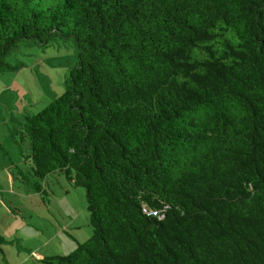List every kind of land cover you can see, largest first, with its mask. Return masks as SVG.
I'll return each mask as SVG.
<instances>
[{"label": "trees", "instance_id": "16d2710c", "mask_svg": "<svg viewBox=\"0 0 264 264\" xmlns=\"http://www.w3.org/2000/svg\"><path fill=\"white\" fill-rule=\"evenodd\" d=\"M68 39L63 93L11 130L22 182L86 193L92 237L43 263L264 264V0H0V76Z\"/></svg>", "mask_w": 264, "mask_h": 264}, {"label": "rangeland", "instance_id": "374dc122", "mask_svg": "<svg viewBox=\"0 0 264 264\" xmlns=\"http://www.w3.org/2000/svg\"><path fill=\"white\" fill-rule=\"evenodd\" d=\"M75 45L68 39L46 49L22 46L8 58L19 70L0 76V264H44L46 256L71 254L92 237L84 188L51 177L48 195L33 191L19 177L20 171L33 176L24 158L29 141L11 134L20 131L27 114L63 93L65 74L77 60Z\"/></svg>", "mask_w": 264, "mask_h": 264}]
</instances>
